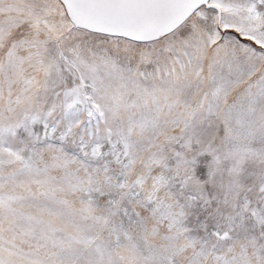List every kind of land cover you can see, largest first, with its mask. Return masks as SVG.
Wrapping results in <instances>:
<instances>
[{"label": "snow or ice", "instance_id": "obj_1", "mask_svg": "<svg viewBox=\"0 0 264 264\" xmlns=\"http://www.w3.org/2000/svg\"><path fill=\"white\" fill-rule=\"evenodd\" d=\"M0 264H264V0H0Z\"/></svg>", "mask_w": 264, "mask_h": 264}]
</instances>
